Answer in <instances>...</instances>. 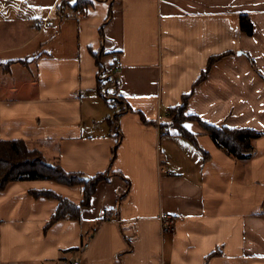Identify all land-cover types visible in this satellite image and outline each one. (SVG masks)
Segmentation results:
<instances>
[{"label": "crops", "instance_id": "1", "mask_svg": "<svg viewBox=\"0 0 264 264\" xmlns=\"http://www.w3.org/2000/svg\"><path fill=\"white\" fill-rule=\"evenodd\" d=\"M61 2L0 0V141L24 140L66 172L105 180L79 219L49 226L59 202L31 191L80 204L83 186L9 183L0 264H264V0H91L66 16ZM227 52L189 111L260 133L249 159L222 152L196 123L186 125L207 157L167 133L170 109ZM114 53L122 102L106 106L99 74Z\"/></svg>", "mask_w": 264, "mask_h": 264}, {"label": "trees", "instance_id": "2", "mask_svg": "<svg viewBox=\"0 0 264 264\" xmlns=\"http://www.w3.org/2000/svg\"><path fill=\"white\" fill-rule=\"evenodd\" d=\"M91 0H62L58 6L60 15H68V10L83 14ZM241 29L247 35L253 34V24L249 16H241ZM233 52L212 56L208 62L194 90L183 97L182 103L169 111L170 124L167 125V133H175L188 140L205 157L208 153L199 146L198 135L192 132L186 123H196L202 131L209 135L218 149L234 159H249L254 154L252 140L261 136L260 133L249 127H231L229 125H216L204 120L200 115L189 111L190 99L197 85L205 81L216 63ZM26 180H50L67 186H83L84 199L80 204L63 198L50 190H32V194L38 198L55 199L59 202L57 210L52 215L48 226L65 219H79L81 209L90 204V199L99 182L105 180V175L100 174L86 181L79 173H69L60 165L49 163L43 154L37 149H31L24 140L0 141V191H3L11 182Z\"/></svg>", "mask_w": 264, "mask_h": 264}, {"label": "built area", "instance_id": "3", "mask_svg": "<svg viewBox=\"0 0 264 264\" xmlns=\"http://www.w3.org/2000/svg\"><path fill=\"white\" fill-rule=\"evenodd\" d=\"M113 62L109 66L105 67L99 74V82H100V95L104 99V101L108 104H120L122 102V98L118 93L119 86V77L118 71L123 68V62L118 53L112 54ZM126 109V106H124ZM114 123V131L116 132L119 128L118 122L113 118ZM162 220H164V224L169 225L173 218L169 215H163ZM97 228H94L95 232ZM91 238H87L82 246V249H85L90 242ZM73 264H80L77 259L73 260Z\"/></svg>", "mask_w": 264, "mask_h": 264}, {"label": "rangeland", "instance_id": "4", "mask_svg": "<svg viewBox=\"0 0 264 264\" xmlns=\"http://www.w3.org/2000/svg\"><path fill=\"white\" fill-rule=\"evenodd\" d=\"M103 102H104V104L106 105V106H111L112 104H108V103H106L104 100H102ZM114 105H116V104H114ZM114 105H112V106H114ZM32 181H34V180H26L25 182H27V183H29V182H32Z\"/></svg>", "mask_w": 264, "mask_h": 264}, {"label": "snow or ice", "instance_id": "5", "mask_svg": "<svg viewBox=\"0 0 264 264\" xmlns=\"http://www.w3.org/2000/svg\"><path fill=\"white\" fill-rule=\"evenodd\" d=\"M73 2H74V0H73ZM185 127H190L189 125H185Z\"/></svg>", "mask_w": 264, "mask_h": 264}]
</instances>
